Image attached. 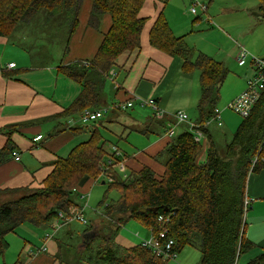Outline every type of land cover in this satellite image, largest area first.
Masks as SVG:
<instances>
[{
    "label": "trees",
    "instance_id": "obj_1",
    "mask_svg": "<svg viewBox=\"0 0 264 264\" xmlns=\"http://www.w3.org/2000/svg\"><path fill=\"white\" fill-rule=\"evenodd\" d=\"M83 1L0 0V36H10L15 32L26 34L37 13L44 11L47 16H42L45 22L40 21L37 34L47 27L49 18L60 16L67 20V36L70 37L79 26ZM89 1L88 27L99 30L105 15L109 17V25L102 32L101 42L89 66H63V73L85 82L83 95L92 99L88 105L101 107L105 102L103 82L109 70L122 53L138 50L141 46L140 37L146 19L140 16L139 10L144 0ZM258 3L264 21V0H258ZM149 43L168 55L180 57L185 71L199 73V116L197 122L190 121L209 141L205 161L198 160L202 143L195 141L193 129L184 123L187 128L172 135L152 157L164 167L160 174L150 166L134 170L127 163L124 172L113 170L108 176V190L99 212L94 219L89 218L79 236L80 244L76 242L79 247L67 245L64 249L58 241L59 252L54 260L59 263L167 264L175 260L185 246H190L200 252L199 264H235L237 256L253 246L244 236L243 202L248 175L264 168V86L250 114L242 118L220 149L206 122L217 124L213 118L228 70L223 64L188 46L184 36L175 35L162 15L157 17L149 31ZM79 107L77 103L75 114L81 110ZM101 108L106 112L117 111L106 106ZM97 122L99 120L83 126H94ZM162 127H165L164 123ZM101 133L95 127L86 142L78 144L67 157L57 158L53 171L41 187L3 191L9 196L0 201V257L9 248L6 236L19 225H51L59 212L75 206V186L84 187L100 176L108 156L105 140L109 139L102 137ZM105 180L103 178L100 182L105 184ZM110 190H116L118 197L106 203ZM143 208L146 211H141ZM153 208L156 212L151 210ZM130 220L149 230V238H156L165 231L166 236L174 240L171 253L176 256L166 259L156 256L141 245L146 238L132 246L120 245L121 229ZM88 231H94L95 236L84 244L82 236ZM249 264H264V254Z\"/></svg>",
    "mask_w": 264,
    "mask_h": 264
},
{
    "label": "crops",
    "instance_id": "obj_2",
    "mask_svg": "<svg viewBox=\"0 0 264 264\" xmlns=\"http://www.w3.org/2000/svg\"><path fill=\"white\" fill-rule=\"evenodd\" d=\"M192 1L145 0L140 11V16L146 19L140 37L141 46L138 50L122 53L104 78L103 88L105 83L111 85L110 91L104 93V106L111 107L114 102L118 101L132 102V106L127 108L130 109L129 113L119 110L107 114L109 118L105 126L111 129L107 131L112 139L129 140L131 148L133 146L136 148L130 155H123L126 163L134 170L142 166H150L157 174L163 171V165L155 162L152 157L168 143L171 137L166 135L165 130L168 124L174 122L172 114L183 110L193 116V122L198 120L197 104L201 94L199 73L185 71L183 60L180 57L168 55L149 43V31L157 17L162 15L173 33L185 36L184 39L187 42L185 43L191 48L194 47L193 44L188 43L187 34L190 32L189 35H192L197 26L204 24L202 19L209 23L210 20L214 22L210 10L212 12L217 0H199L207 5V12L200 15L199 13L192 15L189 12ZM90 8V1L84 0L78 17L79 26L70 37L67 34L64 44L62 39L59 43L48 46L39 41V45H45L48 50V53L42 57L45 58L41 61L43 65L41 63L33 65L34 54L31 48L25 45L27 36H42V34H28L33 30L32 26L26 30V34L15 32L10 36H0V201L9 196L3 191L41 187L43 181L53 171V164L57 158L67 157L78 144L86 142L91 137L95 127L99 129V126L104 124L100 121L94 126L87 127L83 126V123H77L78 118L81 121L82 112H92L104 106L88 105L89 100L92 101V99L83 95V91L86 90L85 82L75 80L63 73V66L66 64L74 61L89 62L93 58L101 42L102 32L109 25V17L105 15L101 19L99 30L89 28L87 22ZM217 8L221 13L227 11L222 6ZM257 21L264 22L259 21V18ZM41 22L44 23L45 18H42ZM239 45L241 44L235 42V52ZM54 51L59 56L51 62ZM257 52V54L253 53L262 56L258 58L264 59V46L257 49ZM250 56L254 57L251 54ZM237 63L245 62L237 61ZM249 63L250 65L246 68L247 72L245 71L248 75L247 79L240 90L229 100L230 102L247 87L249 80L256 74L251 60ZM10 64H13V67L8 68ZM149 98L156 100L158 106L165 112L163 119L154 118L151 108L141 105L140 100ZM77 103L81 110L75 114L74 109ZM144 107L150 109L151 116H142L135 112L136 109ZM241 120L230 125L236 127ZM162 123L165 125L164 128ZM213 125L216 127L223 125L222 123L208 124L209 132L215 143L223 149L229 136L226 137L224 133L216 134V128H213ZM175 128H179V133H181L187 126L183 123ZM127 129L130 131L126 132ZM37 135L42 137L35 142L33 138ZM101 135L107 137L102 133ZM139 138L142 139L141 143H139ZM201 143L203 148L198 156L199 162L205 161L206 158V148L209 143L207 136L204 135ZM13 151L19 153V160L14 159ZM91 184L92 182H89L87 185ZM245 197L253 203H247V206L250 205V210L246 209L244 236L253 243V246L248 251L239 254L235 264H249L264 254V168L248 175ZM67 227L69 226L61 227V232ZM60 230L59 233H61ZM45 232L43 231L40 237L35 239L19 234L20 248L28 247L26 254L21 258V251L18 256L4 258V253L2 264H15L16 262L63 264L54 260L59 252L58 241L61 237L58 234L55 236L57 231L46 243V250L38 252L43 244L44 237L42 236ZM10 235L6 236V240L11 244L8 239ZM79 236L81 237V234ZM41 238L42 243L40 244ZM79 239L78 237L76 242H79ZM123 245L132 246L127 242Z\"/></svg>",
    "mask_w": 264,
    "mask_h": 264
},
{
    "label": "rangeland",
    "instance_id": "obj_3",
    "mask_svg": "<svg viewBox=\"0 0 264 264\" xmlns=\"http://www.w3.org/2000/svg\"><path fill=\"white\" fill-rule=\"evenodd\" d=\"M145 1V0H144ZM144 2L139 11H141ZM222 6V8L227 9L225 13H221L217 7ZM214 11V12H213ZM212 19L214 22L210 21L206 22L205 19H202L204 24L201 26H197V28L193 31L192 35L187 34L189 36L188 43L193 44L194 48L197 52L203 53L214 60L218 61L219 63L223 64V66L228 70V73L223 81V84L220 88L219 95L220 100L217 104V109L220 112V122L222 123V127H216L213 125V128H216V134H225L226 137H230L232 133L236 130L237 126H233L230 124H235L237 121H240L242 117L234 113L231 109L227 107L229 100L232 99V96L240 90L241 86L245 79H247V74L245 73L246 68L249 63V59L243 61L245 63H237V51L235 52V42L244 46V48L254 57L257 56V49H260L264 46V22L261 18L260 10H259V3L258 0H217L214 3L212 12ZM200 15V13L198 14ZM42 16H47L44 11H39L34 19L30 22L29 25L33 26V30L30 31L28 34L32 35V33L37 34L38 25L42 19ZM195 17V16H193ZM201 17V16H200ZM220 17V18H219ZM201 21V22H202ZM199 25V23L197 24ZM68 25L67 20H63L60 16H53L49 18V24L42 30V36H27L25 40L26 47H30L32 53L34 54L33 57V65H39L38 63H43L41 61L45 60L42 58L43 55L48 53L47 47L45 45H39V41L44 42L47 46L49 44H57L63 41V44L66 42L67 34H68ZM61 34V35H59ZM227 36V37H226ZM185 37V36H184ZM185 41V39H184ZM186 42V41H185ZM187 43V42H186ZM189 46V45H188ZM191 47V46H190ZM250 48V49H249ZM68 49V48H67ZM255 53H253L252 51ZM68 51V50H67ZM66 51V52H67ZM56 51H54L51 62L57 59ZM262 57V56H257ZM60 58V57H59ZM237 60V61H236ZM60 61V60H59ZM85 61H74L71 63L66 64L65 66H75L80 67L81 65L89 66V62ZM252 62V61H251ZM239 64V65H238ZM242 65V66H240ZM247 72V71H246ZM238 74V75H237ZM252 76H250L251 78ZM111 85L105 83V87L102 90L103 97L105 91H110ZM243 91V90H242ZM241 93V92H240ZM152 99V98H150ZM114 103H122L125 105V102H114ZM142 105V104H141ZM132 106V105H131ZM130 106V107H131ZM148 106V105H142ZM130 107L120 106L117 108V111L121 110L122 112H130ZM150 107V106H149ZM101 109V108H99ZM137 113L141 114L142 116H151L150 109L144 107L143 109H136ZM111 112H104L102 117L99 118V122L102 121L104 124L99 126V130L102 132L103 135H107L109 139L105 140V150L108 153L107 158L105 159V164H103V168L101 169L102 172L99 177L95 180H91V185H85L84 187L78 188L75 186L74 191L75 194L73 196V200L75 201L76 207V215L72 217L71 220L62 224V227L69 226L65 228V231L60 230V228L55 233L57 236L60 237V242L64 249L68 247L67 245L78 246L79 243L76 244L78 240L79 234L86 228V224H84L81 219L77 217V215L83 216L87 222H89V218L94 219V215L99 212L100 203L103 201V197L108 190V176L109 174L113 173V170L121 172L126 165V158L123 155H130L133 150L136 148L133 146L131 148V144L129 140H121L118 138L112 139L108 134L107 130H111L107 128L105 125L107 124V119L109 118V114ZM83 114V112H82ZM81 114V115H82ZM187 116L190 120H193V116L186 112ZM235 114V115H234ZM239 117H237V116ZM153 116L157 119H163L165 116V112L163 110L156 114L153 112ZM78 124H82V122L77 119ZM179 124H175L174 122L167 125L165 133L167 136L168 130L173 129V135L178 134L180 129L175 128ZM235 127V128H233ZM234 129V130H233ZM233 130V132H231ZM130 131L129 129L126 132ZM229 137L227 139H229ZM141 143L142 139H138ZM203 138L201 139V142ZM114 148L116 150H114ZM117 152L119 154H117ZM106 178L105 184L100 182L101 179ZM118 197V192L116 190H110L108 192L107 198L105 199L106 203H109L111 200L116 199ZM247 202H251L250 200L244 199V211L242 220L244 222L246 209L250 210V205L245 208ZM253 202H251L252 204ZM256 205H254L255 207ZM71 216V215H69ZM56 219L51 225H33L31 223H24L17 227L13 233L8 237L11 244L9 243V248L5 252L4 258H9L13 256H18V253L21 251V258L23 255L26 254L27 248H20V238L18 237L19 234L23 236H29L33 239L39 238L43 231L48 232V234L53 232V225ZM59 230L61 233H59ZM65 232V234H62ZM44 233V234H45ZM43 234L42 237L45 235ZM62 234V235H61ZM150 234L153 232L150 231ZM144 235L145 237H143ZM149 230L145 229L142 225L137 223L134 220L128 221L124 227L121 229V236L122 239L119 238V244L122 246L125 242L128 244H138L141 239L146 238L149 239ZM16 238V239H15ZM151 238V237H150ZM14 241V243H13ZM40 244L42 243V238L40 240ZM21 242V241H20ZM39 244V245H40ZM43 245V244H42ZM41 245V247H42ZM40 247V248H41ZM200 261V254L198 250L193 247L185 246L180 253H177V258L175 260H170L167 264H199ZM3 262V256L0 257V264ZM63 264H69L64 262Z\"/></svg>",
    "mask_w": 264,
    "mask_h": 264
},
{
    "label": "built area",
    "instance_id": "obj_4",
    "mask_svg": "<svg viewBox=\"0 0 264 264\" xmlns=\"http://www.w3.org/2000/svg\"><path fill=\"white\" fill-rule=\"evenodd\" d=\"M189 12L192 15H197L198 13L200 14L206 13L207 5L200 2L199 0H193L190 4ZM236 58L239 62H243L247 59H250L256 70V74L249 80L247 87L227 105V107L231 109L234 113H236L242 118H245L250 114L251 109L258 101L260 97L261 88L264 86V59H260L258 57H251L249 52L242 45L238 46ZM7 67L11 68L13 67V64H10ZM140 101L142 105L150 106L151 110L155 112L156 114L162 111V109L158 106L157 101L154 99L149 98V99L140 100ZM131 105H132V102L127 101L125 102V105L122 103L121 104L113 103L111 107H108V108L117 110V108H119L120 106L130 107ZM104 112H105V109L103 108L92 111V112L84 111L83 114L81 115V122L85 124L87 122L96 121L102 117ZM172 116H173L175 124L186 123L188 127H191L194 131L195 141L201 142V139L204 138L203 132L199 129L197 125H195L193 122L190 121L186 112H184L183 110H178L174 114H172ZM220 118H221L220 112L218 109H216L215 118H213V120H215L217 124H220L221 123ZM206 123L209 124V121ZM173 132L174 130L172 128L169 129L168 130L169 136H172ZM41 137H42L41 135H37L36 137L33 138V141L37 142L41 139ZM114 150L116 149L114 148ZM117 154L119 153L117 152ZM12 155L15 160L20 159V155L18 152L13 151ZM124 171H125V167L123 170H121V172H124ZM76 210L77 209L75 206H70L67 211L58 213V218L56 219L53 225V232L50 234H46L44 236L43 245L38 250V252H44L46 250L47 248L46 243L53 237L54 232L57 231L60 227H62V224L71 220L72 217L76 215ZM77 217L81 219V221L84 224L88 223L87 220L83 216L77 215ZM161 219L162 218H159V220ZM173 244H174V240L172 238L167 237L165 231L159 233V235L156 238L151 237L149 239H143L141 241V245L143 247L149 250H152L156 256L162 257L163 259H166V257L172 258L176 256L175 253L174 254L171 253V251L173 250Z\"/></svg>",
    "mask_w": 264,
    "mask_h": 264
},
{
    "label": "water",
    "instance_id": "obj_5",
    "mask_svg": "<svg viewBox=\"0 0 264 264\" xmlns=\"http://www.w3.org/2000/svg\"><path fill=\"white\" fill-rule=\"evenodd\" d=\"M102 184H104V182L102 181ZM153 212H156V208H153L151 209ZM141 211H146L145 208L141 209ZM95 236V232L94 231H88V232H85L82 236V240H83V243H88L89 241H91L93 239V237ZM82 244V245H84Z\"/></svg>",
    "mask_w": 264,
    "mask_h": 264
}]
</instances>
